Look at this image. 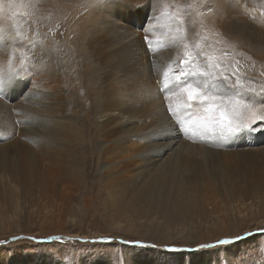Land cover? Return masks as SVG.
<instances>
[{"label":"bare ground","instance_id":"1","mask_svg":"<svg viewBox=\"0 0 264 264\" xmlns=\"http://www.w3.org/2000/svg\"><path fill=\"white\" fill-rule=\"evenodd\" d=\"M131 2L146 7L121 10L112 15L97 0L0 2V77L7 79L10 74H17L13 75L12 85L0 91V140L8 144L4 150H0V171L6 170L8 177L16 180L28 172L29 162L36 167L37 151L44 152L52 143V131H57L64 109L79 103L84 108L82 114L86 121L91 116L89 112L96 117L89 123L88 131L90 128L92 132H97L96 139L100 145L96 144L102 149L100 153L102 151L104 155L115 149L113 159H101L104 160L101 161L102 168L113 163L116 164V173L126 172L121 179L117 177L124 185L119 186L118 193L115 189L117 195L114 201L120 212L127 214L132 222L142 216L160 219L162 227L166 229L171 224L186 225L187 218L197 214L199 202H202L196 186L201 182L211 157H218L219 152L226 149H230L228 152L238 151L232 147L241 149L260 142L249 139L245 133L221 140L203 127L195 129L190 125L182 127L180 135L176 129L179 125L176 116L166 112V107L171 104L176 108L185 97L178 89L163 91V86L164 73L170 67H176L173 62L182 58L180 54L183 48L174 45L160 47L157 40L171 38L178 26L175 16L183 18V14L190 9L194 14L199 13L193 9L199 8L200 0ZM210 2L213 8L205 11L201 20L208 28L217 30L224 15L221 9L223 3L220 0ZM198 20L195 21L193 17L189 24L184 23L189 36L185 42L193 51L198 44L204 51L220 59V53L213 43L194 37ZM149 42L158 50L150 51L146 47ZM55 45L65 51L71 60L69 65H57ZM31 68L35 69L34 78L26 74ZM198 78L203 80L202 76ZM17 93L22 96L19 102L15 99ZM5 97L9 102L3 100ZM243 98H246L245 93ZM237 102L240 104L241 100ZM76 114L73 115L77 117ZM110 136L115 137L113 146H107ZM25 147L33 151L28 159ZM179 147L195 159L184 158L178 151ZM10 151L18 153V157L9 156ZM172 152L174 155L169 158ZM220 174L224 175V172ZM247 180L250 181L249 178ZM244 194L245 191L238 197L245 198ZM134 224L140 228L139 238H149V235L163 237L162 228L152 225L151 234H148L145 226L138 224L137 220ZM263 224L255 226L261 227ZM252 228L244 226L230 231L229 235Z\"/></svg>","mask_w":264,"mask_h":264},{"label":"rangeland","instance_id":"2","mask_svg":"<svg viewBox=\"0 0 264 264\" xmlns=\"http://www.w3.org/2000/svg\"><path fill=\"white\" fill-rule=\"evenodd\" d=\"M220 2L224 15L217 30L208 28L201 20L205 11L213 8L210 0H200L199 8L193 9L200 12L194 14L191 9L187 10L183 20L189 24L193 17L195 21L199 19L197 33L193 35L199 41L207 40L215 45L221 56L220 70L228 73L238 70L239 83L219 93L218 100L229 110L233 106L239 108L237 100L248 105L245 118L234 121L247 123L253 112L264 115V97L261 96L264 91V0ZM54 48L57 65H69L71 60L65 51L59 45ZM26 74L34 78L35 69L27 70ZM232 83H236L235 78ZM244 93L246 98H243ZM238 96L241 98L235 99ZM21 97L20 93L16 94L17 102ZM75 104L64 109L57 131H52V143L46 149L52 154H46V150L37 151L36 167L28 161V172L20 180L16 179L17 182L8 177L6 170H3L5 173L0 171V264H264V127H261L264 121L253 124L260 131L245 133L249 139H257L260 143L241 149L232 147L238 151L226 149L223 154L219 152L218 157H211L196 186L202 203L199 202L197 214L187 218V226L171 224L166 230L160 219L137 217L135 220L145 226L148 234H151L152 225L163 229V237L149 235L145 239L138 237L140 228L134 224L135 220L132 222L127 214L120 212L115 202L116 192L123 183L118 178L126 172L116 173L113 163L102 168L104 160L101 159H113L115 149L106 155L100 153L97 132L90 128L88 131L95 115L89 112L91 116L86 121L82 114L84 108ZM166 112L169 113L167 107ZM181 128L180 124L176 128L180 135ZM114 138L107 139V146L114 145ZM7 146L5 140H0V150ZM25 151L28 159L33 151L26 147ZM178 151L184 158L195 159L182 147ZM173 155L174 152L168 157ZM9 156L16 158L18 153L10 151ZM111 169L114 170L110 172ZM243 191L245 198L238 197ZM259 223L263 225L255 226ZM190 225L192 227L185 230ZM244 226L253 228L229 235L230 231ZM248 233L251 235H246ZM236 236L242 239L235 240ZM225 239L231 242L217 243Z\"/></svg>","mask_w":264,"mask_h":264},{"label":"snow or ice","instance_id":"3","mask_svg":"<svg viewBox=\"0 0 264 264\" xmlns=\"http://www.w3.org/2000/svg\"><path fill=\"white\" fill-rule=\"evenodd\" d=\"M11 2L13 0H10ZM97 3L103 4L105 11L112 15L118 14L121 10H140L146 7L140 3H132L131 0H97ZM174 19L178 23L174 34L169 40L160 41L158 39L157 43L160 47L169 45L182 47L183 51L180 54L182 58L173 62L176 65L175 68L170 67L164 73L163 91L173 92V90L178 89L185 99L176 108H173L171 104L167 105L168 111L176 116L182 127L198 125L211 131L221 140L260 131L261 129L253 127V124L258 120L264 121V115L258 116L253 112L247 123L234 122L242 121L245 118L244 114L249 110V106L239 104V108L233 106L229 110L223 101L218 100V96L214 94L223 92L229 85L234 88L240 80L238 70L231 73H228L227 70H220L219 59L204 51L198 44L194 46L195 51H193L185 42L187 40V26L184 24L183 18L175 16ZM145 39L147 40L148 37L146 36ZM148 48L150 51L158 50L153 48L151 42H149ZM203 69L207 70L202 71ZM13 75L17 74H10L7 79L0 77V91L12 85ZM198 76H202L203 80ZM233 78H235V84L232 83ZM261 96L264 97V91L261 92ZM181 110H183L182 114ZM246 235H251V233ZM234 239L240 240L242 237L236 236ZM230 242L227 239L217 241L221 245ZM200 247L204 248L208 245H200Z\"/></svg>","mask_w":264,"mask_h":264}]
</instances>
